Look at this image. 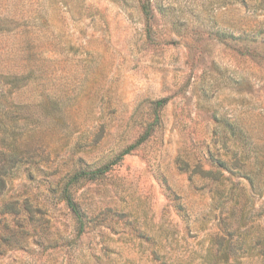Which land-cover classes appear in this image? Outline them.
Instances as JSON below:
<instances>
[{"label": "rangeland", "instance_id": "rangeland-1", "mask_svg": "<svg viewBox=\"0 0 264 264\" xmlns=\"http://www.w3.org/2000/svg\"><path fill=\"white\" fill-rule=\"evenodd\" d=\"M0 264H264V0H0Z\"/></svg>", "mask_w": 264, "mask_h": 264}, {"label": "trees", "instance_id": "trees-1", "mask_svg": "<svg viewBox=\"0 0 264 264\" xmlns=\"http://www.w3.org/2000/svg\"><path fill=\"white\" fill-rule=\"evenodd\" d=\"M166 103V100L165 99H162L160 101H158V104H160L161 106H163L164 104ZM144 138V137H143ZM142 138V139H143ZM135 145H131L130 147H128L125 151H123V153L121 154V156L123 154H127L129 153L133 148H134ZM108 168V166H104V167H101L99 169H96V170H93V171H84V170H81L80 173H76L72 179H70L69 182H72L73 179H76L78 178L80 175H83V176H96V175H99V174H102L104 173V171ZM210 177L215 180V179H218L219 180V177L220 175L222 174V172H220L219 170H213V169H210V170H207V172ZM69 182L68 184L65 185V187L63 188V200L66 201V204L67 206L71 209V211L74 213L75 217L77 218L78 222L80 223L81 227L83 228L84 227V221H83V211L79 205V203L76 201L73 193L71 192V190L69 189ZM71 184V183H70ZM232 230V229H230ZM230 233H234L233 231H230ZM218 235V234H217ZM262 236L260 235V238ZM233 249V246L231 244H229L227 246V250L228 252H230L231 250ZM231 254V253H230Z\"/></svg>", "mask_w": 264, "mask_h": 264}]
</instances>
